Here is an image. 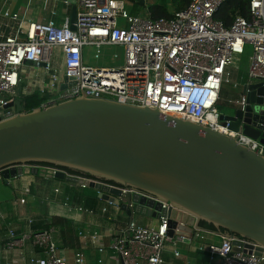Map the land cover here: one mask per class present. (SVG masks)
Here are the masks:
<instances>
[{
  "label": "built area",
  "instance_id": "built-area-1",
  "mask_svg": "<svg viewBox=\"0 0 264 264\" xmlns=\"http://www.w3.org/2000/svg\"><path fill=\"white\" fill-rule=\"evenodd\" d=\"M226 1L190 0L184 8L174 11L172 17L155 20L148 12L145 16L131 13L126 0H76L73 23L68 15L57 22L55 9L44 22L21 21L16 14L5 11L3 15L14 23L18 20V24L13 33L0 32V119L16 113L14 105H7L18 95L24 67L32 65L43 69L45 77L34 81L35 91H20V94L48 95L40 108L79 96L147 106L162 114L204 124L264 155V144L229 130L228 122L224 125L219 119L216 106L226 68L246 46L251 49L248 78L258 79L264 88V0H249V16L236 14L228 25L215 18L216 11ZM111 45L123 49L121 65L96 67L83 60L84 48H93V56L97 58L102 46ZM55 48L61 51V75L54 66ZM238 103L245 104L244 95ZM66 174L97 181L75 173ZM0 179H3L1 171ZM120 189L122 193H133ZM98 197L103 199L101 195ZM104 200L119 209L113 201ZM170 207L161 202L160 210H156L160 217L155 224L129 220L116 230L109 244L116 264H162L165 251L179 257L178 245H189L194 239H199L197 248L206 253L205 264L215 258L219 264H264V246H260L261 251L256 255L257 244L244 238L221 236L218 242H205L204 233L211 232L195 227L194 223L189 225L175 219L168 226L170 218L166 211ZM162 209L166 210L165 214ZM105 211L103 207L102 212ZM55 233L54 226L20 232L10 228L1 249L7 253L26 243L38 248L39 256L27 260L19 254L20 264H108L102 257L88 262L79 251L73 253L71 260L59 255ZM89 238L99 252L104 250L96 234ZM234 240L239 241L238 251L232 249ZM248 245L252 247L251 253L244 251Z\"/></svg>",
  "mask_w": 264,
  "mask_h": 264
},
{
  "label": "water",
  "instance_id": "water-1",
  "mask_svg": "<svg viewBox=\"0 0 264 264\" xmlns=\"http://www.w3.org/2000/svg\"><path fill=\"white\" fill-rule=\"evenodd\" d=\"M60 1L71 5L73 23L76 0ZM17 94L7 105H14L16 113L0 119V171L5 182L31 173L87 185L119 205L130 220L135 215L159 218L156 210L161 202L168 203L171 207L161 210L170 218L168 226L176 220L194 223L218 236L257 244L256 255L261 251L263 154L204 124L147 106L79 96L25 111L20 87ZM241 94L245 104L230 103L219 119L224 125L228 122L229 130L264 144L262 82L249 79ZM120 188L133 193H122ZM233 244V251H238L239 241ZM247 248L244 251L251 253L252 247Z\"/></svg>",
  "mask_w": 264,
  "mask_h": 264
},
{
  "label": "crops",
  "instance_id": "crops-1",
  "mask_svg": "<svg viewBox=\"0 0 264 264\" xmlns=\"http://www.w3.org/2000/svg\"><path fill=\"white\" fill-rule=\"evenodd\" d=\"M52 9L57 12V22L66 15L69 18L71 16V5L60 0H0V32L13 33L18 24V20L14 23L5 17L3 15L5 11L16 14L21 21L44 22L50 19ZM116 47L120 48V46ZM248 47L246 46L244 52L226 68L225 80L221 85L217 101L218 106L224 104L226 108L230 103L240 101L242 85L249 81L247 71L250 53L244 56ZM90 49V47L83 49V60L86 63L89 62V58L91 59ZM54 54L56 58L61 57L60 49L55 48ZM37 77H45L44 70L26 65L21 72L20 91H35L33 84ZM103 207L106 209L105 212H102ZM157 219L135 215L132 220L144 225H152ZM129 220L120 207L118 209L104 199H100L97 190L93 188L31 173L19 174L7 182L0 179V264H20L18 256L21 253L26 260L32 256H39L38 248L30 243L7 253L3 251L1 246L8 229L12 228L20 232L28 229L41 230L47 226L56 228L55 237L59 255L71 260L73 253L79 251L88 262L102 257L106 263L116 264L109 251L111 237ZM93 233L98 236V244L104 248L102 252L98 251L96 244L89 238ZM220 237L214 233H204L203 240L218 242ZM198 240H192L189 245L180 243L179 257H175L169 250L165 251L162 264H205L206 253L197 248L200 243ZM210 264H219V260L215 258Z\"/></svg>",
  "mask_w": 264,
  "mask_h": 264
},
{
  "label": "trees",
  "instance_id": "trees-1",
  "mask_svg": "<svg viewBox=\"0 0 264 264\" xmlns=\"http://www.w3.org/2000/svg\"><path fill=\"white\" fill-rule=\"evenodd\" d=\"M130 5L131 12L134 14L139 10L140 2L139 0H126ZM190 0H179V7L177 10L184 8ZM249 0H227L223 3L215 13V18L222 20L225 25L230 24L231 20L236 14L242 15L244 17L249 16L248 8ZM150 17L155 20L159 18H169L173 16V13L168 12L166 7V1L160 0L159 2H152L147 9ZM21 103L25 111H30L35 107H39L40 104L48 98V95H41L36 92L30 94H21ZM72 172V171H71ZM201 225L207 229H212L213 227L201 223Z\"/></svg>",
  "mask_w": 264,
  "mask_h": 264
},
{
  "label": "rangeland",
  "instance_id": "rangeland-1",
  "mask_svg": "<svg viewBox=\"0 0 264 264\" xmlns=\"http://www.w3.org/2000/svg\"><path fill=\"white\" fill-rule=\"evenodd\" d=\"M160 0H144L143 4H140L139 6V10L134 13V14H140L145 16L147 13V9L148 6L152 3V2H159ZM166 1V7L168 12L173 13L174 11L177 10V8L179 7L180 3L179 0H165ZM128 8H130V5L128 6ZM131 12V11H130ZM132 13V12H131ZM250 50V51H249ZM94 49L91 48L89 51V54H91V59L89 58V62L87 64L92 65V66H119L122 64L123 62V58H122V54H123V49H121V47H114V46H102L100 48V55L98 58H94L93 53H94ZM248 53H251V49L250 47L247 48V50L244 53V56H246ZM116 54V57H113V55ZM56 69L59 70V74H62L63 71V63H62V57H57L56 58ZM217 109L219 112H222L226 110L224 104L223 105H219L216 104ZM69 173H73L71 171H68ZM82 175V174H80ZM82 176H86V175H82ZM90 188V187H88Z\"/></svg>",
  "mask_w": 264,
  "mask_h": 264
}]
</instances>
